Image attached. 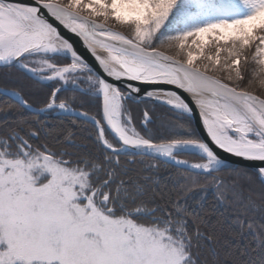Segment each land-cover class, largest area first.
Instances as JSON below:
<instances>
[{"label": "snow or ice", "instance_id": "snow-or-ice-1", "mask_svg": "<svg viewBox=\"0 0 264 264\" xmlns=\"http://www.w3.org/2000/svg\"><path fill=\"white\" fill-rule=\"evenodd\" d=\"M0 264H264V0H0Z\"/></svg>", "mask_w": 264, "mask_h": 264}, {"label": "water", "instance_id": "water-1", "mask_svg": "<svg viewBox=\"0 0 264 264\" xmlns=\"http://www.w3.org/2000/svg\"><path fill=\"white\" fill-rule=\"evenodd\" d=\"M25 2H32V0H25ZM65 35L71 40V42L74 44L75 48L78 50V52L83 56L84 59L87 60V62L94 68V70H96L97 72H101L102 74V70L100 69L99 65L97 64V62L94 60V58L91 56V54L88 52V50L86 49V47L83 44V41L81 40V38L75 36L74 34L71 33H67L65 32ZM168 88H173L174 86H167ZM185 96H187V94H185ZM194 107V106H193ZM193 125L196 129L197 134L201 137V138H205L207 139V133L203 128V124L200 121L199 118V114L197 112V110H195V114L193 116ZM213 148H215L214 145H212ZM217 151H220L217 149ZM235 158L230 159V163L234 160ZM259 164V162H257V165ZM234 166H241L240 164H235ZM250 166V165H249Z\"/></svg>", "mask_w": 264, "mask_h": 264}, {"label": "trees", "instance_id": "trees-1", "mask_svg": "<svg viewBox=\"0 0 264 264\" xmlns=\"http://www.w3.org/2000/svg\"><path fill=\"white\" fill-rule=\"evenodd\" d=\"M209 49L214 51V44L210 45ZM223 55L224 54L222 53V57H223ZM13 71H15V70H13ZM17 75H19V73H17ZM24 83L29 84V89L28 90L33 93L32 97H31L32 103L34 104V106L40 107L41 106V101L44 98L43 95L40 94L41 86L40 85H36V84H32L31 82H28V81H24ZM44 91H46V89ZM85 107L89 108L88 105H85ZM142 107L143 106H141V108ZM90 111L94 112L95 109L94 108H90ZM154 114H155V117H156V120H157V125L156 126H159L161 123H164L167 120L172 118L170 113L168 112L167 108L162 107V106L155 107ZM54 118H56V117H49V119H54ZM65 123H67V121H65ZM156 126H153V127H156ZM192 129L197 134L196 129H195L194 125H193V122H192ZM189 159H192V158L190 157ZM208 199H209V202H210L211 201V196H209Z\"/></svg>", "mask_w": 264, "mask_h": 264}, {"label": "bare ground", "instance_id": "bare-ground-1", "mask_svg": "<svg viewBox=\"0 0 264 264\" xmlns=\"http://www.w3.org/2000/svg\"><path fill=\"white\" fill-rule=\"evenodd\" d=\"M197 112H198V110H197ZM198 114H199V112H198Z\"/></svg>", "mask_w": 264, "mask_h": 264}]
</instances>
